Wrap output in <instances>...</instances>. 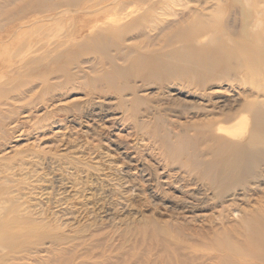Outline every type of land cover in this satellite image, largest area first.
<instances>
[{"label": "rangeland", "instance_id": "obj_1", "mask_svg": "<svg viewBox=\"0 0 264 264\" xmlns=\"http://www.w3.org/2000/svg\"><path fill=\"white\" fill-rule=\"evenodd\" d=\"M86 1L64 0L61 9H79ZM190 1L188 4L194 7L202 0ZM256 1L250 0L252 9L264 8V2L257 4ZM29 2L0 0V25L6 24L0 29V36L4 35L2 38L8 44L27 38L20 35L24 28L13 34L6 32L26 27L24 18L37 12V9L24 11ZM234 6L241 10L248 8L244 2L243 6L234 2ZM205 7L209 10L214 5L207 3ZM219 7L223 11L230 4ZM200 19L203 18L194 16L185 21ZM27 23L35 29L42 24L31 20ZM52 23L44 22L52 29L44 37L45 42L57 41L65 27L58 29ZM161 25L164 23H159L158 28ZM179 25L162 31L159 45L143 55L171 53L178 43L166 42ZM157 31L152 32L153 36ZM144 41L133 36L126 44L130 46L129 51L138 52L142 50L139 44ZM81 46L82 51H66L64 57L68 54L67 57L59 59L46 83L39 82L42 68L30 76L37 82L26 93L28 97L21 95L16 102L19 108L12 115L14 120H2L0 264H182V260H188V264H221L223 260L264 264V258L253 255L255 243L246 231L251 222L264 228V203L244 204L251 212L248 218H226L227 210L241 208V203L201 205L197 212L185 216L176 210L178 203L170 200V195L169 198L159 195L167 204L162 205L151 203L140 193L149 188L138 181L142 175L140 168L145 158H151L146 156L147 149L140 155L134 148H127L126 143L144 145L145 132L155 131L160 135L169 126L173 132L192 133L190 125L216 116L205 118L201 114L210 113L208 110L187 107L190 104L182 108L183 101L176 97H173L175 102H170L169 95L188 96L185 92L189 87L182 86L184 91H180L176 79L163 77L143 82L135 54L127 57V73L115 74L112 86H105L108 84L105 77L95 78L102 75L99 69L95 74L90 68L92 60L102 61V58L97 50L93 51L89 41ZM113 52L110 50L109 58ZM164 59L161 56L160 63ZM77 64L78 72L73 69ZM155 66L154 74H161ZM83 73L89 76L82 78ZM44 88L61 94V101L49 104L41 94ZM135 88L139 93L138 102L130 97ZM91 99L101 104L87 107ZM27 100L37 103L21 114L20 105H25ZM156 107L159 111H154ZM86 109L93 112L86 114ZM232 112L234 119L237 110ZM123 152L130 155V163L123 158ZM162 176L165 179L164 173ZM8 229L13 235H6ZM9 236L12 241H8ZM228 245L236 247L239 253H230Z\"/></svg>", "mask_w": 264, "mask_h": 264}, {"label": "bare ground", "instance_id": "obj_2", "mask_svg": "<svg viewBox=\"0 0 264 264\" xmlns=\"http://www.w3.org/2000/svg\"><path fill=\"white\" fill-rule=\"evenodd\" d=\"M202 1L192 7L190 0H87L79 9H61L64 0H30L24 11L37 9V12L27 14L24 20L42 24L35 29L25 22L26 27L7 30L6 33L13 34L24 28L20 35H27V38L17 43L8 44L2 38L4 35L0 36V130L6 118L14 120L12 115L19 108L16 102L21 95L28 97L26 93L31 92L37 82L30 76L42 68L39 82L46 83L59 59L67 57L68 54L66 57L64 54L68 49L82 51L81 44L89 41L93 51L97 50L102 58V61L92 60L90 68L95 74L99 69L102 75L95 78L105 77L108 83L105 86H112L115 74L127 73V57L135 54L143 82L163 77L176 79L180 91L189 87L185 92L188 96L169 95L170 102H175L173 97H176L183 101L182 108L206 109L210 113H202V116H216L190 125L192 133L173 132L169 126L160 135L155 131L145 132L144 145L126 143L127 148H134L140 155L147 149L146 156L151 158L144 157L145 163L140 168L142 175L138 181L149 186L140 193L151 203L162 205L167 204L159 195H170L168 198L178 203L176 210L185 216L197 212L201 205L241 203V208L227 210L226 218H248L251 212L244 204L264 203V8L252 9L250 0ZM234 2L242 6L244 2L247 10L234 6ZM207 3L214 7L207 10ZM228 3L230 8L222 11L219 6ZM166 16L174 18L167 20ZM194 16L203 19L185 21ZM46 21H54L52 25L58 29L66 28L55 42L43 40L52 31L48 27L50 24H44ZM159 23L164 25L158 28ZM4 25L1 24L0 29ZM178 25L174 36L166 42L169 45L178 43L171 53L143 55L159 45L162 31ZM154 30L158 31L153 36ZM133 36L145 40L139 44L142 50L138 52L129 51L130 46L126 44ZM112 49L114 52L109 58ZM161 56L165 59L160 63ZM119 60L121 63L117 62ZM78 66L73 67L77 72ZM153 66L160 69L161 74H154ZM88 76L81 75L82 78ZM136 90L130 97L138 102ZM41 94L51 105L61 101V94H54L47 88ZM36 103V100H27L25 105H20L19 112H28ZM94 104L101 103L91 99L87 107ZM153 109L159 111V107ZM234 109L237 113L232 119ZM91 112L86 109V114ZM196 131L198 135L193 134ZM122 154L130 163V155ZM246 231L255 243L253 255L264 258V228L251 222ZM10 234L13 232L8 229L6 235ZM7 238L13 240L12 236ZM227 247L230 253H239L236 247ZM181 263L188 264V260ZM221 264L237 263L223 260Z\"/></svg>", "mask_w": 264, "mask_h": 264}]
</instances>
